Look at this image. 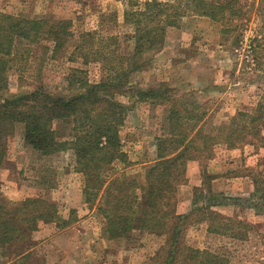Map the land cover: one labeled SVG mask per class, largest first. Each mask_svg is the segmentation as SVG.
<instances>
[{
    "label": "rangeland",
    "instance_id": "1",
    "mask_svg": "<svg viewBox=\"0 0 264 264\" xmlns=\"http://www.w3.org/2000/svg\"><path fill=\"white\" fill-rule=\"evenodd\" d=\"M147 1L152 0H0V11L4 13L71 20L75 33L74 40L54 58L49 53L51 43L19 45L7 74L8 88L0 92V101L31 92L40 84L51 93L72 95L79 85L78 82L73 84V69H82L90 83L100 82L104 76L102 64L84 65L83 60L73 54L79 35L85 32L117 35L119 51L124 55L134 45L128 38L133 29L124 22L125 10L134 2L142 8ZM156 1L177 3V0ZM247 15L243 21L234 20L227 33L219 23L207 17L183 18L178 28L168 30L163 49L149 54L150 66L134 74L133 85L147 89L164 84L174 89L179 101L176 109L182 111L184 117L180 118L181 125L190 120L186 112L191 110L189 114L195 115L196 101L208 112L205 132L214 135L216 132L211 133L214 129L227 125L239 111H253L264 90V44L257 51V60L247 52L249 39L257 34L261 38L264 31L255 7L249 9ZM241 35L243 47L232 49L234 40ZM119 100L131 107L120 133L124 151L132 163L127 173L142 181L144 171L152 165L150 160L153 161L158 152V140L170 131L171 105L133 104L123 96ZM71 127L70 122L55 125L61 139L69 136ZM259 145L245 144L229 149L220 142L214 146L212 159L189 162L195 168L190 172L187 168V180L177 188V206L179 201H184L181 198H187L191 205L186 213L189 214L199 194L195 189L203 188L204 196L211 191L225 202L215 211L253 226L245 241H233L209 234L207 222L195 223L193 216L185 227V243L189 246L228 256L231 264H264V212L247 202L254 191L255 176L262 169L259 164L264 159V148ZM6 150L0 167L3 200L14 205L28 197H41L54 203L58 212L55 222L41 223L32 233L31 257L19 264H156L154 257L166 245L167 236L146 232L122 239L106 236L105 221L98 209L99 197L92 203L86 202L84 176L76 170L72 150L47 156L34 151L25 144L20 124L8 138ZM196 178L199 186L188 190L183 187L189 179L194 183ZM179 190H182L180 195ZM6 261L0 251V264H12Z\"/></svg>",
    "mask_w": 264,
    "mask_h": 264
},
{
    "label": "trees",
    "instance_id": "2",
    "mask_svg": "<svg viewBox=\"0 0 264 264\" xmlns=\"http://www.w3.org/2000/svg\"><path fill=\"white\" fill-rule=\"evenodd\" d=\"M252 7L264 31V0H177L175 4L152 0L142 8L134 2L124 13L125 24L133 29L128 38L134 45L124 55L119 51V36L81 33L73 54L82 59L84 65L102 64V80L90 83L82 69H73V84L78 82L79 85L72 95L51 93L40 84L31 92L2 99L0 167L6 157L7 140L20 124L25 144L34 151L45 156L69 149L74 152L76 170L85 180V200L92 203L99 197L98 209L105 221L104 233L109 238H130L145 232L167 236L166 245L154 257L156 264H231L228 256L185 243L187 221L195 216V223L207 222L209 234L241 242L253 226L215 211L225 202L211 191L204 196L203 188L195 189L199 194L193 201L192 211L180 215L176 211L177 188L187 180L189 162L212 159L214 146L220 142L229 149L245 144H260L264 148V90L253 111H239L227 125L214 129L211 132H216L214 135H208L204 130L208 112L199 103L195 101V115L189 114L191 110L186 112L190 120L181 125L180 118L184 117L182 111L176 109L179 101L174 89L164 84L147 89L135 87L132 78L150 66L149 54L163 49L168 30L178 28L183 18L207 17L219 23L227 33L233 21L245 20ZM72 26L71 20L27 18L0 11V92L8 88L7 74L19 45L51 43L49 53L54 58L74 40ZM249 41L247 52L257 60L264 35L259 38L257 34ZM242 42L243 35L237 36L231 48L240 49ZM122 96L133 104L171 105L170 131L158 140V152L152 165L144 171L142 181L127 173L132 163L128 161L120 133L131 107L119 100ZM60 122L72 125L69 136L64 139L57 135L55 128ZM178 129L181 131L177 132ZM259 166L262 169L255 176L254 191L247 202L264 212V159ZM201 202L203 206L199 205ZM57 214L56 205L44 198L28 197L10 205L0 194V251L6 262L19 264L28 260L33 248L32 233L41 223L55 222Z\"/></svg>",
    "mask_w": 264,
    "mask_h": 264
},
{
    "label": "crops",
    "instance_id": "3",
    "mask_svg": "<svg viewBox=\"0 0 264 264\" xmlns=\"http://www.w3.org/2000/svg\"><path fill=\"white\" fill-rule=\"evenodd\" d=\"M228 151V150H227ZM229 151H231V150H229ZM153 161L152 160H150V162L149 163H152ZM218 162V161H217ZM195 168V165L194 164H189L188 165V168H189V172H190V170H191V168ZM188 174L189 173H187V177H188ZM190 177V176H189ZM197 182H200L199 180H198V178H196V180H195V182L194 183H191V180L189 179L188 180V182H187V184L185 185V186H183V187H185V188H187V190H188V188H194L195 186H199V184L197 183ZM182 190H179V195H180V192H181ZM182 200L184 199V201H179V203H178V206H177V212L179 213V214H186L187 212H188V210L190 209V200H188L187 198H181ZM187 199V200H186Z\"/></svg>",
    "mask_w": 264,
    "mask_h": 264
}]
</instances>
